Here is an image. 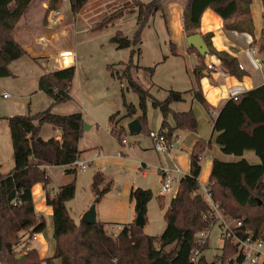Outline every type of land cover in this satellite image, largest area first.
<instances>
[{
    "label": "trees",
    "instance_id": "16d2710c",
    "mask_svg": "<svg viewBox=\"0 0 264 264\" xmlns=\"http://www.w3.org/2000/svg\"><path fill=\"white\" fill-rule=\"evenodd\" d=\"M89 0H70V10L76 17ZM263 4H264V0ZM34 0H0V78L12 76L10 65L28 52L19 43L16 32L18 23L30 10ZM136 6L146 10L145 19L152 11L154 3ZM252 0H189L184 12V29L190 36L196 34L201 26V19L207 9H212L225 21V28L240 33L253 34L254 24L250 6ZM61 5L58 0H51L50 6ZM229 21H232L231 23ZM209 54L216 56L231 73L236 74L237 60L227 52L217 51L204 37ZM143 45L141 30L134 34L132 53ZM260 48L264 52V31ZM189 52L198 54L200 61L195 69L198 88L194 98L206 110L209 107L204 98L200 80L206 69L205 59L196 48L189 46ZM133 59L122 74V81L127 82L128 90L139 97L138 117L142 133L147 130V111L149 103L155 109H162L163 120L160 130L169 143L175 131L197 132L198 119L193 110L175 112L169 108L172 97L160 101L137 85L132 77ZM76 76V67L66 69H44L39 77L38 90L52 100L47 110L35 115H15L7 118L14 153V169L9 174L0 171V260L3 264H193V251L199 249L202 256L199 264H217L207 262L203 252L208 248V241L198 242L202 231H211L215 220L210 215L209 204L200 193L199 177L201 160L204 152L212 147L213 142L199 140L191 156L190 173L184 175L177 193L165 210L166 228L160 236L144 233V227L134 223L123 225L117 236L110 234L103 222L88 225L77 223L67 209V202L76 195V182L60 187L57 192L49 189L51 179L47 167H66L80 158L79 141L84 130V119L80 112L59 115L53 112L58 105L72 100L71 89ZM125 115L118 119L119 113L110 116L115 136L121 144L122 132L116 127L123 119H133L138 108L126 101L122 92ZM171 115L174 127L169 124ZM51 125L60 130V139H45V126ZM124 128L122 127V131ZM148 136H149V132ZM214 143L225 155L240 157L239 161L225 162L214 159L210 180L206 185L213 201L220 211L234 219L243 220V227L238 230L245 235L264 237V85L231 98L219 111L213 121ZM42 138L43 141H39ZM124 145V144H123ZM246 152H254L261 164L253 165L244 158ZM68 174L76 170L66 169ZM42 184L46 203L53 210L55 254L43 259L36 248L31 247L35 234L44 232L47 222L35 210L32 189ZM93 189L99 203L112 189V183L100 171L93 176ZM153 192L136 188L132 191L136 216L142 213L147 217L148 204ZM164 207V197L159 198ZM237 246L224 238L221 257L217 261L227 262L228 257L237 254ZM20 257H22L20 259ZM264 264V263H263Z\"/></svg>",
    "mask_w": 264,
    "mask_h": 264
},
{
    "label": "crops",
    "instance_id": "0c3cea01",
    "mask_svg": "<svg viewBox=\"0 0 264 264\" xmlns=\"http://www.w3.org/2000/svg\"><path fill=\"white\" fill-rule=\"evenodd\" d=\"M49 2H45L42 5L44 14H46L45 17L40 13L35 15V11H31L30 9L26 18L22 20V24L28 23V18L32 12V22H29L32 23L30 24L32 27L28 29L24 25L23 29L17 34L19 43L28 52L30 59L40 67L39 74L37 75L38 79L44 73V69L50 70L57 68L58 58L66 53H75L76 63H78L82 51L85 49L87 54L85 55L84 62L96 57V61H98V64H96L99 66L105 64L110 75L114 78V84L120 86L121 93H125V90H128V86L126 81H122V74L129 65L132 57V77L134 82L154 98L165 101L174 94V100L172 99L170 102L169 108L175 112H188L195 109V105L197 104L201 105L204 109V106L194 98L195 91L198 88L194 72L199 64L200 58L198 54L189 52V45L187 43L189 35L184 29V12L189 0H92L90 10L85 14L78 15L80 18H77L80 21L79 28H74V23H71L63 30L61 28L64 25L65 19L57 28L52 27L48 23L47 6ZM135 2L144 5L154 3L147 19H145V8L136 6L134 4ZM112 9L115 10L114 14L111 12ZM250 11L254 24V32L252 35L227 30L225 28V21L212 9H207L204 12L201 19V26L196 32L203 39L209 36L212 46L217 51L227 52L237 60L238 64L236 74H231L216 56H206V69L203 71L200 86L209 107V111H207L213 116L210 138L205 135L200 124L197 132L175 131L171 138L170 151L164 155L158 154L155 151L153 142L149 138L150 143L143 146V150L153 153L152 160L145 159L140 165L148 167L150 170L142 173L139 163L137 166L135 165V170L137 179L141 178L145 180L149 176H154L155 181L149 183L138 182L137 180V184H135L132 178L129 177L120 185V188L115 190L111 189L96 204L97 221L105 224L110 222L117 224L123 223V225L134 223L136 213L134 210V201L131 200V194L134 189L142 188L153 192V198L148 204L145 224L147 225L148 215H150L149 207L152 201L155 198L159 201V198L162 197L160 194L161 176L159 169L162 167H178L185 175L189 174L192 151L196 143L201 139L206 142L212 141L213 144L202 155V170L199 177L200 186H206L208 184L214 159L225 162H235L241 159L240 157L232 158L226 156L221 148L214 143L216 134L213 136V121L233 94H243L264 85V52L260 48L264 31L263 1L252 0ZM108 14L109 17L106 16ZM40 15L41 17H39ZM101 16L105 18L102 22H98ZM229 22L231 23L232 21ZM46 25L48 26L47 28H45ZM139 30H141L142 42L146 43L147 47L142 48L141 46V48L132 53L134 34ZM155 46L158 52H150L149 49ZM145 49H148L149 52ZM253 49L257 51V55L255 56L251 53ZM256 57L261 59L263 63L261 67L255 62ZM209 64L214 65L215 70H208ZM239 66H242L243 69H240ZM76 71H78L77 67ZM137 78L141 80V83L136 80ZM71 101H74L73 96ZM65 104L56 106L53 108V112L59 115H67L75 112L81 113L78 107L70 112L61 111L60 109ZM116 113L122 116L120 111ZM81 114L83 115V113ZM139 115L138 113L135 119L138 120ZM132 120L134 118L123 119L122 126L127 127ZM168 121L174 127L173 119H168ZM0 124V126H5L7 124L6 118H0ZM47 130H51V134H48ZM52 130L56 134L52 133ZM42 135L45 139L51 137L60 139L61 132L51 125H48V127L44 128ZM81 152L80 158H82L84 153L83 151ZM121 155L123 157L125 156L123 153ZM244 158L253 165L261 164V159L254 152H246ZM101 159H103V155H98V157L92 158V161ZM88 160H90L89 157ZM59 168L64 170L63 167H47V169L54 172ZM100 169L99 166L95 173ZM52 173H48L51 179L49 188H53V176L55 175L57 177L59 175L58 173ZM108 180L110 179L108 178ZM73 181L76 182V179ZM201 181L203 182L201 183ZM66 183L68 184L69 181ZM90 193V197L82 208H75L72 205L74 199L66 204L71 217L75 221L76 219L72 215H78L79 219L76 221L77 223L82 221L83 216L96 200L93 181L91 183ZM32 194L36 213L44 217L47 222V227L44 232L37 234V239L32 240V242H35V245L32 247L38 250L41 258H51L55 254L56 247L54 240L53 210L46 203L45 190L42 184H36L32 189ZM175 194H171L169 198H167L168 195L163 196L165 210ZM119 232L116 233L118 234Z\"/></svg>",
    "mask_w": 264,
    "mask_h": 264
},
{
    "label": "rangeland",
    "instance_id": "374dc122",
    "mask_svg": "<svg viewBox=\"0 0 264 264\" xmlns=\"http://www.w3.org/2000/svg\"><path fill=\"white\" fill-rule=\"evenodd\" d=\"M91 1L92 0H89L87 2L78 15L82 13L85 14L90 10ZM45 2H49V0H34L30 8L31 11H35V15L40 13L45 17L46 14H44V8L42 6ZM62 7L64 9L63 16L65 22L61 30L71 23H74V28H79L80 18L78 15L76 17L72 16L69 3H63ZM114 11V9L111 10L112 14H114ZM27 14L24 18H26ZM109 14L106 16L109 17ZM39 17H41V15ZM104 18L105 17L103 16L99 17L98 22H102ZM22 20L18 23L16 37L23 29L24 25L28 29L32 27L30 26L32 23H29L32 22V12L31 16L28 18L27 24L23 25ZM47 27L48 26L46 25L45 28ZM144 47H147V44L143 42L142 48ZM145 50L148 51V49ZM149 51L154 53L158 52L156 46L150 48ZM86 54L87 53L84 49L81 58L78 60V63L75 64L78 71H76V76L71 89V95L74 97V101L66 103L60 110L63 112H70L78 107L81 110V113H83L84 124L88 125L90 128L88 130H83L79 141V149L84 152L82 159L88 160L89 157L91 166L86 172L78 170L76 174H67L60 168L55 170V172L46 169L48 173L53 172L59 174L57 177L55 175L53 176L52 186L55 189L50 187L52 191L56 190L53 192H57L60 187L67 185L66 182L69 181V183H71L76 179V195L72 201V205L75 208H82L90 197L93 176L99 166L101 168L99 171L110 179L112 190L120 188V185L129 177L132 178L135 184H137V180L138 182L149 183L155 181V177L149 175V178L145 180L141 178L137 179L135 165L137 166L138 163L139 165L142 164L141 162L145 159L152 160L153 153L143 150V146L150 143L147 132H158L163 120L162 110L160 108H153L151 103H149L146 131L139 135L132 136L127 127L122 126L124 121L116 127L118 131L122 132V137L129 143L128 145H122L120 141L111 134L113 127L108 130V123L110 122L111 115L117 111H120L122 116L125 114L121 88L114 84V78L110 75L105 64H102L101 66L97 65L98 61H96V57L90 58L88 61L84 62ZM10 69L13 74L12 76L0 78V118L4 117L7 120V118L15 115H35L50 108L52 100L45 93H40L38 90L39 79L37 75L39 74L40 67L31 60L29 56H25L24 58L13 62L10 65ZM136 80L141 83L139 78ZM5 93L9 94L10 97L4 98L3 95ZM125 95L127 101L133 103L139 110L138 95L132 90H125ZM172 98L174 100V94L172 95ZM193 111L198 119V126L200 124L205 135L210 138L212 133L211 124L213 116L209 114L205 107L203 109L199 104L195 105ZM138 113L141 114V111L139 110ZM9 114L11 115L9 116ZM122 116L120 114L118 119H121ZM135 118L136 116L134 119ZM171 118L172 116L169 115L168 119L170 120ZM122 127L124 128L123 131ZM50 131L51 130H47L48 134H51ZM52 133L56 134L54 130H52ZM54 134L52 135L55 136ZM10 138L8 123L5 124V126H0V171L5 175L9 174L15 166L14 153ZM121 153L125 156L123 157ZM98 155H103V159L92 161V158L98 157ZM230 157L237 158L235 156ZM202 182L203 181H201V183ZM170 196L171 194H169L167 198ZM149 214L148 223L144 227V233L150 236H160L166 228L164 220L165 206L161 207L158 199L155 198L149 207ZM72 216L78 221V215L73 214ZM224 216L229 215L224 214ZM136 219L137 216L135 221ZM122 226L123 223L117 224L115 222H110L106 225V229L110 234L115 235L117 234L116 232L120 231ZM223 233L220 224L215 223L209 232L208 248L203 252V256L207 262L221 264V261H217L216 259L222 255V247L224 243ZM34 245L35 242L31 241V247ZM230 258L231 257H228L227 259L229 260ZM58 264L60 263L58 262Z\"/></svg>",
    "mask_w": 264,
    "mask_h": 264
},
{
    "label": "built area",
    "instance_id": "2783aa9c",
    "mask_svg": "<svg viewBox=\"0 0 264 264\" xmlns=\"http://www.w3.org/2000/svg\"><path fill=\"white\" fill-rule=\"evenodd\" d=\"M61 2V5H55L51 7L49 4L47 6V21L52 27H58L64 20V9L62 7L63 3L67 2L70 5V0H58ZM252 55H257L256 50L251 51ZM255 62L261 67L263 65L260 58L256 57ZM76 55L75 53H66L60 56L57 60L58 69H66L70 67H76ZM240 69H243L242 66H239ZM208 70H215L214 65L209 64ZM240 95V94H239ZM238 94H233L231 98L237 99ZM4 98L10 97L9 94L5 93ZM113 125L111 122L108 123V130L111 129ZM149 138L152 140L154 149L158 154L164 155L168 154L171 148L167 137L164 134H161L156 131H150ZM122 142L124 145H128V141L122 137ZM91 166V161L85 160L82 158L76 159L71 165L63 167L64 171L66 169L80 170L86 172ZM142 173L148 172L150 169L140 165ZM159 174L161 176L160 182V194L161 196H166L169 194L177 193L178 186L182 177L185 175L183 171L178 168L171 167H162L159 169ZM200 193L203 196L204 200L209 204L210 215L214 218L215 223H219L222 230L224 238L230 240L234 245L237 246V254L231 257L228 260V263L232 264H263L264 263V238L256 237L253 235H245L240 232L238 229L243 227V220L234 219L229 216H224L221 213L218 204H216L211 194L208 192L206 186L200 187ZM215 225V224H214ZM209 231H202L198 235V242L207 241L209 239ZM114 236H117L115 234ZM33 239H37V234L33 236ZM202 256V253L199 249L193 251L191 256V262L193 264H199V258ZM0 264H3L0 260Z\"/></svg>",
    "mask_w": 264,
    "mask_h": 264
},
{
    "label": "water",
    "instance_id": "95a60500",
    "mask_svg": "<svg viewBox=\"0 0 264 264\" xmlns=\"http://www.w3.org/2000/svg\"><path fill=\"white\" fill-rule=\"evenodd\" d=\"M187 43L189 46H193L194 48H196L197 51L202 56H206L209 54V48H208L206 42L204 41V39L202 38V36L200 34L196 33V34L190 35L187 38ZM163 109L166 110L167 105H164ZM89 128L90 127L88 125H84L85 130H88ZM127 128H128L130 135H132V136L139 135L142 132V125L140 124L139 120H137V119L132 120L128 124ZM39 141H43V139L39 138ZM96 204H97V201L95 200V202L93 203L91 208L83 216L82 221L84 223H86L88 225H93L97 222ZM135 224L139 227L145 226L146 218L144 217V215L142 213L138 214L137 219L135 221ZM21 258L22 257H20V259Z\"/></svg>",
    "mask_w": 264,
    "mask_h": 264
}]
</instances>
